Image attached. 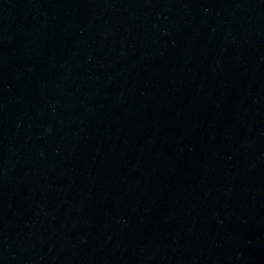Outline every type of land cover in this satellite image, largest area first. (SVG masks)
<instances>
[{
	"label": "water",
	"instance_id": "95a60500",
	"mask_svg": "<svg viewBox=\"0 0 264 264\" xmlns=\"http://www.w3.org/2000/svg\"><path fill=\"white\" fill-rule=\"evenodd\" d=\"M0 264H264V0H0Z\"/></svg>",
	"mask_w": 264,
	"mask_h": 264
}]
</instances>
